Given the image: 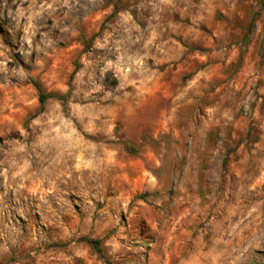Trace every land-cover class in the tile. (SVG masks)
Instances as JSON below:
<instances>
[{"label": "clouds", "instance_id": "9594fccd", "mask_svg": "<svg viewBox=\"0 0 264 264\" xmlns=\"http://www.w3.org/2000/svg\"><path fill=\"white\" fill-rule=\"evenodd\" d=\"M0 264H264V0H0Z\"/></svg>", "mask_w": 264, "mask_h": 264}]
</instances>
